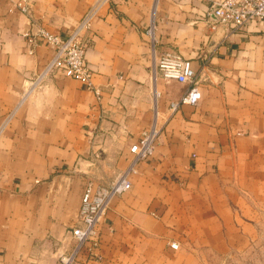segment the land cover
I'll use <instances>...</instances> for the list:
<instances>
[{"label": "crops", "instance_id": "crops-1", "mask_svg": "<svg viewBox=\"0 0 264 264\" xmlns=\"http://www.w3.org/2000/svg\"><path fill=\"white\" fill-rule=\"evenodd\" d=\"M94 1L0 0V264H59L84 183L125 171L154 121L153 155L99 226V260L77 264H224L264 225V18L227 35L211 30L212 0H111L83 33L92 90L56 72L24 96L54 53L35 32L69 36ZM164 52L191 63L195 105L169 109L188 84L153 74Z\"/></svg>", "mask_w": 264, "mask_h": 264}, {"label": "built area", "instance_id": "built-area-1", "mask_svg": "<svg viewBox=\"0 0 264 264\" xmlns=\"http://www.w3.org/2000/svg\"><path fill=\"white\" fill-rule=\"evenodd\" d=\"M157 1V0H155ZM111 0H95L81 19L74 31L67 37L49 33L43 28L35 32L41 40L53 50L52 58L45 64L43 71L28 81V87L24 94H28L42 84L46 76L61 72L65 77L84 82L89 90L91 71L85 60V53L89 42L83 37L97 16L100 9L108 5ZM19 12L29 14V6L21 1L16 4ZM208 16H213L215 23L211 30L223 28L224 34L236 33L251 21H259L264 18V0H212L209 6ZM151 42H154V20L145 30ZM28 36V33H24ZM153 74L164 80H174L179 83L188 84V89L176 102L170 104L169 109L175 112L181 105L193 106L199 98L198 80L191 63L174 52H164L155 61ZM95 95H99L97 89H93ZM160 129L155 121L151 126L142 131L138 141L129 147L132 155L127 169L115 176L106 186L102 187L88 180L84 183L80 195V204L77 213V226L69 232L73 241L70 252L59 257V264H77L84 257L85 261L99 260L97 249L100 244L99 226L104 219L111 200L128 191L130 188L129 176L136 171V165L150 158L155 150ZM99 154L94 157L98 158ZM176 243H171L170 248L177 249Z\"/></svg>", "mask_w": 264, "mask_h": 264}, {"label": "rangeland", "instance_id": "rangeland-1", "mask_svg": "<svg viewBox=\"0 0 264 264\" xmlns=\"http://www.w3.org/2000/svg\"><path fill=\"white\" fill-rule=\"evenodd\" d=\"M224 264H264V225L248 248L235 252Z\"/></svg>", "mask_w": 264, "mask_h": 264}, {"label": "water", "instance_id": "water-1", "mask_svg": "<svg viewBox=\"0 0 264 264\" xmlns=\"http://www.w3.org/2000/svg\"><path fill=\"white\" fill-rule=\"evenodd\" d=\"M218 30L220 31V33H224L223 28H218Z\"/></svg>", "mask_w": 264, "mask_h": 264}]
</instances>
